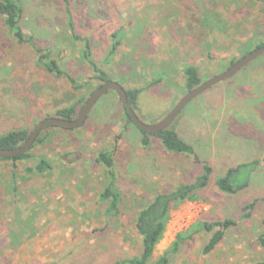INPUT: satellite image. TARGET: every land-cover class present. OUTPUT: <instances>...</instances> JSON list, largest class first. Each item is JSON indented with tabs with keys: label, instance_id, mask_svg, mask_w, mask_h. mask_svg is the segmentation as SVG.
I'll return each instance as SVG.
<instances>
[{
	"label": "rangeland",
	"instance_id": "374dc122",
	"mask_svg": "<svg viewBox=\"0 0 264 264\" xmlns=\"http://www.w3.org/2000/svg\"><path fill=\"white\" fill-rule=\"evenodd\" d=\"M18 2L27 41L13 38L0 14V136L30 134L66 108L76 106L79 117L104 85L82 59L86 40L99 70L140 91L136 114L148 125L162 121L187 94L186 66L196 67L205 83L264 45V8L257 0ZM47 54L65 77L39 64ZM173 127L198 162L166 151L156 138L144 148L109 91L81 127L46 128L31 158L0 160V264H129L141 255L137 214L157 195L192 183L205 165L212 170L209 185L172 204L148 264L165 252L169 264H264V56L188 104ZM102 152L114 163L121 196L116 217L101 200L109 183L97 161ZM42 162L47 169L38 172ZM253 162L259 164L246 190L229 195L217 189L227 170ZM223 222L233 225L205 255L212 233L198 225Z\"/></svg>",
	"mask_w": 264,
	"mask_h": 264
},
{
	"label": "trees",
	"instance_id": "16d2710c",
	"mask_svg": "<svg viewBox=\"0 0 264 264\" xmlns=\"http://www.w3.org/2000/svg\"><path fill=\"white\" fill-rule=\"evenodd\" d=\"M264 8V0H257ZM0 14L4 17V25L9 33L19 42L27 41L26 36L23 34L18 23L22 14V8L18 0H1L0 1ZM264 17V9H263ZM116 37V35H114ZM32 39V38H31ZM30 40V39H28ZM120 46V42L115 43L112 48L111 55L115 54ZM261 45L259 48H263ZM89 42L86 40V49L82 53V59L90 65L95 74H98L97 80L102 84L112 82L108 76L98 69L96 64L90 59ZM257 48V49H259ZM256 49V50H257ZM39 52L43 53V50L39 49ZM252 52H249L244 57L248 56ZM243 57V58H244ZM242 58V59H243ZM241 60V59H240ZM239 60V61H240ZM46 61V62H44ZM237 61V62H239ZM236 62V63H237ZM233 63L231 67L236 64ZM39 64L44 67L47 73L53 74L57 77H65L58 63L50 59V55H43L40 57ZM230 67V68H231ZM186 78V90L188 92L196 89L202 84V79L199 76L198 69L192 65L186 66L183 70ZM128 101L131 104L133 110H137V102L140 95L139 90H126ZM87 103V102H86ZM84 102V106L86 104ZM82 106V109L83 107ZM77 108L71 107L58 111L56 118L63 120L73 121L77 115ZM128 123H132L129 115L125 112ZM134 125V124H133ZM56 128V127H49ZM138 129V128H137ZM139 130V129H138ZM141 135V144L144 148H148L151 145L152 138H156L160 141L166 151L176 154L192 157L196 162L199 161L196 155L194 147L188 142L182 140L171 124L165 130H162L156 134H147L139 130ZM31 134V133H30ZM30 134L27 131H14L0 136V150H14L22 146L29 138ZM42 143V140L38 138L35 144ZM30 152V151H29ZM28 153L13 158H8L12 161H22L31 158ZM2 160V159H0ZM98 163H100L107 171L109 183L101 194V200L107 202V212L112 216H118L119 206L121 204V196L116 186V176L114 172V163L111 154L108 152H102L98 155ZM258 162L247 163L239 165L235 168L227 170L225 175L216 180L215 186L217 189L225 194L236 195L246 190L250 183L253 174L255 173ZM47 166L44 162L37 167L38 172H44ZM212 175V170L208 165L203 168V174L195 179L192 183L187 185H181L175 188L173 191L165 194L157 195L148 205H146L136 216L135 228L138 235L141 238V255L129 262V264H148L153 257L157 245L162 240L166 227L168 225L170 210L173 203H179L189 199V196L194 192L205 189L209 183ZM262 226L264 228V213L262 217ZM233 225L232 222L214 223V224H199L197 229H202L212 233V237L205 246L203 253L205 255L210 254L223 240L225 232ZM198 232V230H197ZM196 232V233H197ZM182 237H178V242L174 244L172 254L177 252V247ZM261 242L264 241L261 239ZM169 252H165L154 264H169Z\"/></svg>",
	"mask_w": 264,
	"mask_h": 264
},
{
	"label": "water",
	"instance_id": "95a60500",
	"mask_svg": "<svg viewBox=\"0 0 264 264\" xmlns=\"http://www.w3.org/2000/svg\"><path fill=\"white\" fill-rule=\"evenodd\" d=\"M260 56H264V47L253 51L251 54L241 59L239 62L234 64L230 69L220 74L219 76H216L211 80L202 83L196 89L187 92V94L172 109V111L162 121H160L155 125H148L142 122L128 101L126 89L123 88L121 85H119L117 82H113V81L109 82L107 84H104L89 98L84 108L82 109L79 117L76 120L68 121L55 117L40 122L36 126L34 131L30 134L28 140L22 146L14 150H0V159L13 158L28 153L31 150L32 146L35 144L36 140L39 138L41 132L46 128L59 127L63 129H76L81 127L85 123L94 105L104 94H106L109 91H114L117 94L124 111L129 115L132 123L140 131L147 134H156L162 130H165L171 124H173V122L180 116L184 108L192 101H194L197 97H199L208 89L216 86L217 84L232 78L243 68H245L248 64H250L252 61H254L256 58Z\"/></svg>",
	"mask_w": 264,
	"mask_h": 264
}]
</instances>
